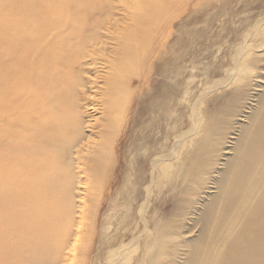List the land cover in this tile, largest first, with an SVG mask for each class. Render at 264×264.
Returning <instances> with one entry per match:
<instances>
[{"label":"bare ground","instance_id":"6f19581e","mask_svg":"<svg viewBox=\"0 0 264 264\" xmlns=\"http://www.w3.org/2000/svg\"><path fill=\"white\" fill-rule=\"evenodd\" d=\"M194 1L124 0L117 15L115 0H0V264H264V12L232 30L228 56L226 39L198 60L189 20L214 0ZM187 10L185 38L163 49ZM158 28L160 89L135 103L122 169L110 115ZM105 63L94 95L88 67ZM113 166L124 217L100 248L87 198Z\"/></svg>","mask_w":264,"mask_h":264},{"label":"rangeland","instance_id":"374dc122","mask_svg":"<svg viewBox=\"0 0 264 264\" xmlns=\"http://www.w3.org/2000/svg\"><path fill=\"white\" fill-rule=\"evenodd\" d=\"M205 1L206 0H202ZM200 0H195L194 3H200L202 2ZM238 0H236L234 3H231V0H222V5H226L227 7H230V10L228 11L227 17L224 18V22H220V20H215V14L216 9L220 7V3L216 4L217 0H214L211 8L208 12H210V15L204 16L203 13L206 12H196L193 13L192 18L189 20L192 24L190 27L194 31L196 30L197 33L201 34L198 38L197 43L194 44H186L185 45H191V47L187 48L186 52H194L198 56V60H201L203 58L204 52H202V48L204 44H210L211 51H216L220 44L223 43V40H228L227 45L225 44L222 47L220 57L228 56V44L234 43V36L235 28H238L240 25H242L243 19H255L258 17L259 13L264 12V0H239V3H236ZM117 3L116 11L117 15H120V11L123 8V2L124 0H115ZM189 11V12H188ZM192 13V10H187L181 14L179 17H175L172 22L171 31L172 34L168 38V44L163 46V49H166L170 43L174 42L175 35L185 38V35H183L180 31L185 25V19L189 14ZM173 16V13L171 14V18ZM208 17V21L210 19V25L208 21H205V18ZM213 19V21H212ZM217 21V22H215ZM213 24V25H212ZM204 28L206 30H204ZM241 28V26L239 27ZM211 29V31H210ZM206 31V32H205ZM156 36L154 37L153 41L151 42V48L149 55L144 60V64L139 72V77L136 78L134 75L130 76L126 79L125 84L127 88L130 86L132 88V91L129 95L124 96L121 101L122 108L118 109L117 111H114L110 117H112L113 120L117 121V124L114 128V133L111 136V144L110 149L113 152L114 155H116L118 158L116 160V164L124 169V165L126 164V146L129 144V138L126 133H129L130 136L132 134L131 132V125H128L129 122H135L138 123L140 120L139 113L137 112V106L136 101L141 99L144 95L148 92L147 89H149L150 93L159 91L160 87H158V75H157V67L159 64L158 56L160 55V50L162 49L158 42L161 40L160 34L161 29H156ZM206 33V34H205ZM200 40V41H199ZM183 39L180 42L181 47L184 46ZM221 41L220 43H218ZM217 43V44H215ZM183 44V45H181ZM216 45V46H213ZM179 46L175 49L178 50ZM183 49V48H182ZM106 55V54H105ZM101 66V67H100ZM92 73L90 75H87L93 82L94 89L92 90L94 92V95L98 92V89L101 88L103 78L107 71L108 67L105 63L103 66L95 65V66H89L88 67ZM98 71V72H97ZM93 72H96L93 74ZM99 97V96H97ZM97 97H94L93 95H89L88 98L94 99ZM96 108H92V106L88 105V115H91L92 118L90 120H99L101 118L100 113L96 110ZM90 112V113H89ZM115 115V116H114ZM122 117V118H121ZM95 134V131H93ZM123 143L122 149L120 148V144ZM120 145V146H119ZM116 166H113V178L111 179L110 186L105 187V183L103 181L100 183L96 182L93 184L91 183V187H96L97 191L94 192L92 195L90 194L88 196V206L90 207L89 211L86 213V217L84 218V229L92 231V243L97 242L98 246L100 248L106 247L110 241V238L115 233L114 226H117L123 222L124 214L120 215L116 219V212L113 211L114 208L111 203L110 195H114L115 189L117 188V185L121 179L122 174L118 175V172L116 171ZM146 173H149L148 170H146ZM115 173V174H114ZM147 185V183H145ZM144 186H142L143 189ZM91 200V201H90ZM123 200L120 202L122 203ZM120 209V207H117ZM113 211V212H112ZM113 231V233H112ZM95 240V241H94ZM94 247V246H93ZM95 249V250H94ZM91 260H96V245L93 248V254L90 255ZM95 257V258H94Z\"/></svg>","mask_w":264,"mask_h":264}]
</instances>
